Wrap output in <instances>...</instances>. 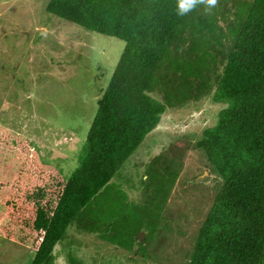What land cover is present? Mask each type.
<instances>
[{
	"label": "trees",
	"instance_id": "trees-1",
	"mask_svg": "<svg viewBox=\"0 0 264 264\" xmlns=\"http://www.w3.org/2000/svg\"><path fill=\"white\" fill-rule=\"evenodd\" d=\"M46 11L124 47L68 177L0 128V170L10 178H0V239L30 250V264H56L55 246L72 227L147 263L158 253L106 223L115 212L101 194L168 109L209 98L224 106L213 125L149 158L147 180L201 207L179 264H264V0H217L184 15L179 0H49Z\"/></svg>",
	"mask_w": 264,
	"mask_h": 264
},
{
	"label": "rangeland",
	"instance_id": "rangeland-1",
	"mask_svg": "<svg viewBox=\"0 0 264 264\" xmlns=\"http://www.w3.org/2000/svg\"><path fill=\"white\" fill-rule=\"evenodd\" d=\"M48 1L0 0V128L28 139L35 157L50 161L68 177L78 166L97 99L124 42L49 14ZM204 99L168 109L111 180L113 188L101 194L103 204L115 212L106 216V223L115 224L120 236L143 238L139 240H146L143 247L152 257L158 254L147 263L138 258L132 262L130 247L119 249L98 234H77L69 227L67 237L55 246L56 264H69L74 257L82 264H179L183 260L182 251L190 244L187 232L200 222L201 207L177 186L168 194L166 184H152L146 163L181 135L195 141L203 128L213 125L214 114L223 105L215 103L216 107L211 99ZM192 156L187 149L186 166ZM192 171L194 175L195 168ZM0 178L10 179L4 169ZM137 249L134 246L133 251ZM31 258L30 250L0 239V264H30Z\"/></svg>",
	"mask_w": 264,
	"mask_h": 264
},
{
	"label": "clouds",
	"instance_id": "clouds-1",
	"mask_svg": "<svg viewBox=\"0 0 264 264\" xmlns=\"http://www.w3.org/2000/svg\"><path fill=\"white\" fill-rule=\"evenodd\" d=\"M197 5H204L206 11H210L217 5V0H179V14L184 15Z\"/></svg>",
	"mask_w": 264,
	"mask_h": 264
},
{
	"label": "water",
	"instance_id": "water-1",
	"mask_svg": "<svg viewBox=\"0 0 264 264\" xmlns=\"http://www.w3.org/2000/svg\"><path fill=\"white\" fill-rule=\"evenodd\" d=\"M140 240H143V238L139 237Z\"/></svg>",
	"mask_w": 264,
	"mask_h": 264
}]
</instances>
